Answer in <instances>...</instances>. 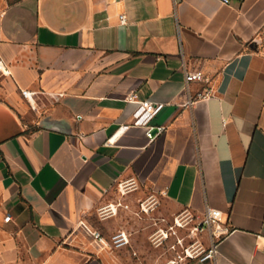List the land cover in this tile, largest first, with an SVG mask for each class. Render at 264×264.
<instances>
[{
  "label": "crops",
  "instance_id": "obj_1",
  "mask_svg": "<svg viewBox=\"0 0 264 264\" xmlns=\"http://www.w3.org/2000/svg\"><path fill=\"white\" fill-rule=\"evenodd\" d=\"M0 56V264L132 260L92 232L131 237L146 197L222 212L214 257L184 264H264V0H0ZM141 102L164 133L111 143Z\"/></svg>",
  "mask_w": 264,
  "mask_h": 264
},
{
  "label": "rangeland",
  "instance_id": "obj_2",
  "mask_svg": "<svg viewBox=\"0 0 264 264\" xmlns=\"http://www.w3.org/2000/svg\"><path fill=\"white\" fill-rule=\"evenodd\" d=\"M131 188L132 186H129L125 188V190L129 191ZM1 199L2 195L0 193V208L3 206ZM162 203L160 198H158L156 203H153V200L146 197L139 203L138 212L127 218L128 225H130L132 229V234L131 237L129 234L130 244L125 248L126 252H124L133 259H126V261H124L121 260V258H116L117 264H119V261H121V264H142V262L144 264H149L150 258L146 259L145 255L152 253L156 254V252L159 254V264H169L172 259H177L178 256L186 257L187 252L196 256L199 253L207 251L205 246L206 231H202L201 229L196 230L201 220L186 212H175L169 215H148V212L151 211L150 206L155 204L161 205ZM103 215L110 216L113 214L104 213ZM177 222H179L181 226H177ZM165 234L168 235L167 238ZM112 237L113 236L107 240L110 244L106 247L112 252H123V250L111 246ZM139 246H143L146 252H140ZM188 259L191 258H186L182 264Z\"/></svg>",
  "mask_w": 264,
  "mask_h": 264
},
{
  "label": "built area",
  "instance_id": "obj_3",
  "mask_svg": "<svg viewBox=\"0 0 264 264\" xmlns=\"http://www.w3.org/2000/svg\"><path fill=\"white\" fill-rule=\"evenodd\" d=\"M232 0H221L223 4H230ZM122 20H124V17H122ZM0 75L9 77L12 75L11 70L6 65L4 59L0 56ZM206 80V76L202 71H197L193 73H187L186 74V81L187 83L191 82H203ZM22 95L30 100L33 96V93L28 90H22ZM212 92L211 90H208L206 92H201L197 94V99H204L211 97ZM164 104L162 103H153V102H141L139 108L135 111L133 117L134 120L131 124H124L120 126L118 129L116 135L112 140H110L111 143H113L117 138H119L123 133H125L127 130H129L131 127H142L145 129L146 136L150 141L155 140L158 136L162 135L165 131V127L159 126L155 127L150 125V122L153 120V118L163 109ZM117 207L114 205H110L108 210L104 211V213L109 214H116ZM106 215V214H105ZM177 226H181L179 222H177ZM210 228L212 230L213 236L215 239H219L222 235L229 232V228L226 225V222H223L222 220V212L216 209L208 208L203 220L199 222L198 227H196V230L201 229L202 231L205 229ZM173 229V228H172ZM92 236L99 241L103 246H109L110 243L107 241H104L102 235L94 231L92 232ZM165 237L167 238L168 235L165 234ZM112 247L122 249L127 247L130 244V237L129 234L126 231H119L112 237ZM180 243V242H179ZM216 253L215 248L210 249L209 251H205L202 253H199L196 256H193L190 252H187V256H178L177 259H172L169 264H182L183 261H185L186 258L191 259H198L201 262H205L206 260L212 259Z\"/></svg>",
  "mask_w": 264,
  "mask_h": 264
}]
</instances>
